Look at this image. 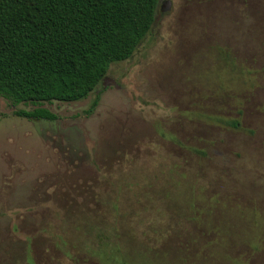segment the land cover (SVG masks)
Here are the masks:
<instances>
[{"label": "rangeland", "instance_id": "rangeland-1", "mask_svg": "<svg viewBox=\"0 0 264 264\" xmlns=\"http://www.w3.org/2000/svg\"><path fill=\"white\" fill-rule=\"evenodd\" d=\"M163 2L92 116L0 98V264H264V0Z\"/></svg>", "mask_w": 264, "mask_h": 264}, {"label": "trees", "instance_id": "trees-1", "mask_svg": "<svg viewBox=\"0 0 264 264\" xmlns=\"http://www.w3.org/2000/svg\"><path fill=\"white\" fill-rule=\"evenodd\" d=\"M162 3L0 0V98L16 109L17 117L56 121L58 115L46 108L18 107L75 103L93 96L85 111L92 116L114 64L131 61L153 36ZM226 124L240 127L237 121ZM167 172L172 183L181 173L178 167Z\"/></svg>", "mask_w": 264, "mask_h": 264}, {"label": "water", "instance_id": "water-1", "mask_svg": "<svg viewBox=\"0 0 264 264\" xmlns=\"http://www.w3.org/2000/svg\"><path fill=\"white\" fill-rule=\"evenodd\" d=\"M108 84H114L115 85V82L114 81H111V80H108V78L105 80L104 82V86L107 87Z\"/></svg>", "mask_w": 264, "mask_h": 264}, {"label": "flooded vegetation", "instance_id": "flooded-vegetation-1", "mask_svg": "<svg viewBox=\"0 0 264 264\" xmlns=\"http://www.w3.org/2000/svg\"><path fill=\"white\" fill-rule=\"evenodd\" d=\"M170 6H171V3L170 2H163V9L170 8Z\"/></svg>", "mask_w": 264, "mask_h": 264}, {"label": "crops", "instance_id": "crops-1", "mask_svg": "<svg viewBox=\"0 0 264 264\" xmlns=\"http://www.w3.org/2000/svg\"><path fill=\"white\" fill-rule=\"evenodd\" d=\"M34 262H35V260H34Z\"/></svg>", "mask_w": 264, "mask_h": 264}]
</instances>
